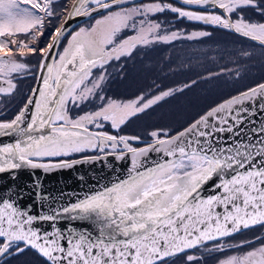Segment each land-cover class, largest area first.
Segmentation results:
<instances>
[{
	"label": "snow or ice",
	"instance_id": "obj_1",
	"mask_svg": "<svg viewBox=\"0 0 264 264\" xmlns=\"http://www.w3.org/2000/svg\"><path fill=\"white\" fill-rule=\"evenodd\" d=\"M57 2L0 0V102L15 95L18 79L35 81L10 119L0 109V139L8 138L0 143V181L11 193L0 195V264L27 252L41 264H169L207 242H214L209 251L248 249L220 264H264V235L224 243L242 229L264 227V83L178 130L154 129L147 140L120 130L184 89L128 100L102 95L108 66L131 58L137 48L211 35L172 30L157 19L165 13L264 48V20L244 15L252 9L264 17V0H178L183 7L167 0H71L70 9L60 10ZM81 16L95 22L71 30L68 21ZM31 57L38 58L35 66ZM90 103L95 110L84 111ZM109 158L115 165L106 167L115 173L119 165L122 172L98 177L83 196L61 194L64 202L47 213L21 207L26 197L55 199L43 191L36 170ZM25 170L31 183H16ZM197 259L186 255V264Z\"/></svg>",
	"mask_w": 264,
	"mask_h": 264
},
{
	"label": "rangeland",
	"instance_id": "obj_2",
	"mask_svg": "<svg viewBox=\"0 0 264 264\" xmlns=\"http://www.w3.org/2000/svg\"><path fill=\"white\" fill-rule=\"evenodd\" d=\"M167 2L173 3L176 7H183L177 2ZM70 3L71 0H58L54 7L57 10L65 7L70 9ZM162 15L157 19L167 21L166 26L172 30L207 31L211 35L200 40L176 41L171 46L169 45V50L166 45L158 44L160 47L157 46V48L149 46L147 54L141 49L137 50L138 48L133 52H141V58L131 68L122 71L118 86L115 87L116 92H111L114 95H110V98L128 100L141 93L171 88L184 90L133 118L127 126L122 128V131L120 130L121 135L140 136L142 140H147L149 139L148 134L154 129H177L182 127L189 117L196 115L197 112L207 110L209 106L217 103L220 99H228L230 96L246 90V88L249 89L248 87L256 80L259 81L264 78V48L247 42L230 32L219 34L218 31L214 34L211 30L209 31V25L178 20L170 12ZM233 18L235 19V17ZM62 22L63 19L60 20V23ZM94 22V20L83 22L74 26L72 30L77 31L79 27H88ZM172 50L174 53L180 52L181 56L178 55L176 60H171L169 51ZM243 51L251 52L252 55L244 57L240 55ZM38 62L37 57H31L29 60L33 66ZM107 71L109 73L110 68ZM237 72L239 75L236 74ZM96 74L98 73L94 70V75ZM193 81L195 83H192ZM34 82L31 78L18 79V90L15 95L6 98L0 104H7L4 109L11 105L14 108L13 111L21 107L22 101L33 88ZM185 85L191 86L184 88ZM96 106V103H90L83 110H95ZM262 235H264V228L248 229L233 239L224 240V243L226 246L236 245L242 241H254L256 237ZM213 246L214 244H211L186 255L198 257L193 264H220V261L225 258L248 250L247 248H226L224 252L209 251L208 249ZM186 255L171 260L169 264H186ZM39 261L28 253L20 257L9 258L6 264H38Z\"/></svg>",
	"mask_w": 264,
	"mask_h": 264
},
{
	"label": "water",
	"instance_id": "obj_3",
	"mask_svg": "<svg viewBox=\"0 0 264 264\" xmlns=\"http://www.w3.org/2000/svg\"><path fill=\"white\" fill-rule=\"evenodd\" d=\"M172 1H175L178 4H180L178 0H172ZM65 19H67V17ZM87 20H90V18L83 17V16L76 17L72 20H69L68 24L70 25L71 30H72L74 26L80 25ZM62 23H64V20ZM261 83H264V81H262ZM256 85L251 86L250 88H253ZM34 86H35V82H34ZM246 90L240 91L239 93L244 92ZM238 94H235L233 96H236ZM260 102L262 101H260V98L257 97V103H260ZM260 119H264V115L260 116ZM7 141H8V138L0 139V143L7 142ZM79 158L80 157L78 156V157H71L70 159H79ZM106 165H115V162L109 158L106 161H98L95 163H82V164L75 165L74 167L69 168V169L54 170L50 173H44L42 170H36V175L40 177V179L42 180L43 191L45 193L50 194V196L55 199L50 198L47 201L34 202L30 197H26L21 202V207L30 205V208H28L30 214H36L39 212L47 213L50 207L56 206L57 203L64 202V200L61 199V194H64L65 198H67L68 194L70 193L83 196L88 191V189L95 184V181L97 180L98 177H105L106 179L111 178L115 176V173H120L123 170L122 166L117 165L115 169V173H114L112 169L109 167H106ZM16 183L24 184V185L30 184L31 177L29 176V172L27 170L21 172L19 179ZM0 195L5 196V198L8 195H11V193H8L5 191V185L3 181H0ZM42 226L44 228L48 227L46 222H42ZM246 230L247 229H242L239 233L244 232ZM209 243H213V242H207L205 244H209ZM188 251H192V249L187 250V252Z\"/></svg>",
	"mask_w": 264,
	"mask_h": 264
},
{
	"label": "trees",
	"instance_id": "obj_4",
	"mask_svg": "<svg viewBox=\"0 0 264 264\" xmlns=\"http://www.w3.org/2000/svg\"><path fill=\"white\" fill-rule=\"evenodd\" d=\"M167 1H172V0H167ZM173 2H175V1H173ZM176 3V2H175ZM70 5H71V3H70ZM70 8V7H69ZM244 15H245V17L246 18H248V19H251V20H257V21H261V20H264V17H261V16H259L257 13H255V11L254 10H252V9H247V10H245V12H244ZM160 16H163V15H159L157 18H159ZM90 20H93V19H90ZM90 20H88V21H90ZM85 22H87V21H85ZM212 31L214 34L215 33H218V31L220 32L219 34H222V33H227V32H230V33H232V34H234V35H238V34H235V33H233V32H231V31H227V30H223V29H220V28H216V27H213V26H210L209 27V31ZM238 37H240L241 39H244L245 41H249V42H251L252 44H254V45H256V46H258L259 47V44L257 43V42H255V41H252V40H250V39H246V38H243L242 36H240V35H238ZM173 44V43H172ZM166 45V47H168V50H169V47L171 46V44H164L163 46H165ZM170 45V46H169ZM153 47H156L157 48V46L158 47H160V45H158V44H155V45H152ZM139 49H141V51L143 50L146 54H147V52L149 51V47H145V48H143V47H140V48H138L137 50H139ZM175 50V49H174ZM140 53L141 52H139V53H133V55H132V57L131 58H122V60L121 61H114V62H112L109 66H108V68H110V71H109V75H108V77H107V81H106V83L104 84V86H103V93H102V95H104V96H106V97H110V95H114V94H111V92L112 93H114V92H116V88L115 87H117L118 86V82L120 81L119 80V78H120V76H121V73H122V71H124V70H127V69H129V68H131L132 66H133V64L134 63H137V62H139V60H140ZM169 54H170V59L172 60V59H177L178 58V55L179 56H181L180 55V52H176V53H174L173 52V50L172 51H169ZM121 70V71H120ZM262 81H264V78H262L261 80H259V81H257L256 80V82L255 83H253V84H251L248 88H250L251 86H254V85H256V84H259V83H261ZM247 89V88H246ZM29 93V92H28ZM28 93L26 94V95H28ZM105 94H108V95H105ZM224 100H226V98H223ZM223 99H220V100H218V102L217 103H215V104H213L212 106H209L208 108H207V110L210 108V107H213V106H215V105H217L219 102H221V101H224ZM24 101H25V99L22 101V104L24 103ZM21 104V105H22ZM19 108H16L11 114H10V116L9 117H12V115H14L15 114V112L18 110ZM206 111V110H205ZM205 111H201V112H197V114L196 115H194V116H192V117H189V119L186 121V123L183 125V126H186L189 122H191L192 120H194L195 118H197L199 115H201V114H203ZM182 126V127H183ZM181 127H179V128H177L176 130H178V129H180ZM111 129H109V131H110ZM121 131H122V129H121ZM257 228H264V227H262V226H257V227H255V228H251V229H249V230H256ZM242 233H245V231L244 232H241V233H238V234H235L234 236H232V237H229V238H225L224 240H226V239H233V238H235L236 236H238V235H240V234H242ZM212 244H214V242L212 243ZM210 244H207V245H204L203 247H199V248H197L196 250H199V249H203L204 247H207V246H209ZM196 250H192V251H188V252H186V254H190V253H192L193 251H196ZM28 253H30L31 255H32V257L35 259V260H39V258L37 257V256H35L32 252H27L26 254H28ZM186 254H181V255H179V256H177V257H174V258H172V259H170V261L169 262H171V260H175V259H177V258H181V256H184V255H186ZM38 264H40V261L39 262H37Z\"/></svg>",
	"mask_w": 264,
	"mask_h": 264
},
{
	"label": "flooded vegetation",
	"instance_id": "obj_5",
	"mask_svg": "<svg viewBox=\"0 0 264 264\" xmlns=\"http://www.w3.org/2000/svg\"><path fill=\"white\" fill-rule=\"evenodd\" d=\"M71 8V7H70ZM244 38V37H243ZM247 39V38H246ZM258 43V42H257ZM7 104H0V109H2L3 111H5V112H7V115L6 116H4L3 118H5V119H10L11 117H9L10 116V114H11V111H13V107L10 105V106H8L7 107V109H4V107L6 106ZM23 105V104H22ZM21 105V106H22ZM210 245L212 244V243H209ZM205 245H207V244H205ZM204 246V245H203ZM202 246V247H203ZM199 248V247H198ZM197 249V248H196ZM196 249H192V250H196ZM197 251V250H196ZM174 258V257H173ZM170 259H172V258H170ZM170 261V260H169Z\"/></svg>",
	"mask_w": 264,
	"mask_h": 264
}]
</instances>
